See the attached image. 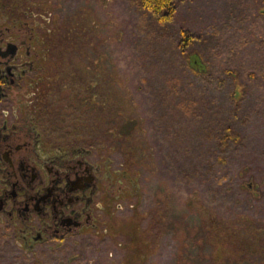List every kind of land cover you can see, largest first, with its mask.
<instances>
[{"label": "flooded vegetation", "instance_id": "af4514ba", "mask_svg": "<svg viewBox=\"0 0 264 264\" xmlns=\"http://www.w3.org/2000/svg\"><path fill=\"white\" fill-rule=\"evenodd\" d=\"M30 3L0 0V264H155L162 246L188 264L187 223L183 236L163 237L178 225L168 204L155 208L165 220L150 223L149 237L132 236L126 219L145 197L141 172L109 151L92 55L72 36L74 45L59 44L63 26ZM97 246L106 259H91Z\"/></svg>", "mask_w": 264, "mask_h": 264}, {"label": "rangeland", "instance_id": "374dc122", "mask_svg": "<svg viewBox=\"0 0 264 264\" xmlns=\"http://www.w3.org/2000/svg\"><path fill=\"white\" fill-rule=\"evenodd\" d=\"M27 1L30 3L31 0ZM258 1L262 2L178 0L177 15L166 28L151 26L150 21L140 19L130 0H44L40 4L30 3L33 7L46 8L45 12L49 10L57 27L63 26L59 44L70 45L69 36H72L76 45H71L80 52H87L88 56L92 55L88 63L92 65L93 92L97 96L94 100L101 102L102 95L107 99L108 136L111 134L112 137L109 151L120 162L133 158L141 172L139 183L145 197L144 207L138 210L144 216L142 229H147L149 208L153 210L157 206L154 203L152 207L150 201L155 196L165 197L167 194L170 219L177 220L178 225L163 237L168 240L171 231L175 236H183L179 225L187 223L188 237L192 239L188 264H264V111L257 124L244 128L246 141L243 148L231 152L227 167L217 171L216 178L221 182L213 184L202 175L193 177L190 182L179 180L174 173L176 170L169 168L154 118L148 111V98L141 89L140 59L143 57L139 54L137 41L140 39L148 48L150 45L143 41V37L158 40L167 36L169 40L183 27L204 34L217 28L229 11L250 6L253 9ZM250 12L252 17L246 27L252 34L262 37L264 20L255 17V11ZM71 24L77 27L76 33L75 29L72 32L67 29ZM74 60L84 62L80 57ZM134 127L138 129L137 135L132 132ZM126 139L136 142V150L144 158L143 166L137 161L138 152L133 157L129 154ZM185 143H189L188 137L183 138ZM249 183L255 190L252 191L254 199L248 201ZM165 242L166 239L162 245ZM96 255L105 258L99 246L91 254V259L94 260ZM171 255L172 249L162 246L153 261L155 264H175V258L169 259Z\"/></svg>", "mask_w": 264, "mask_h": 264}, {"label": "trees", "instance_id": "16d2710c", "mask_svg": "<svg viewBox=\"0 0 264 264\" xmlns=\"http://www.w3.org/2000/svg\"><path fill=\"white\" fill-rule=\"evenodd\" d=\"M130 5L140 19L159 28H166L178 12V0H130ZM252 8L229 11L217 28L204 34L183 27L169 40L167 36L158 40L143 37L148 48L137 41L143 57L141 89L149 101L148 111L169 168L176 170L175 175L183 182L199 175L213 184L221 182L217 171L227 167L231 152L243 148L244 128L257 124L264 111V34L258 37L246 27L252 17L250 11L264 20V0ZM143 48L148 49L146 53ZM137 130L134 127L132 132L137 135ZM108 137L111 140V134ZM186 137L189 143L183 144ZM127 142L129 154L133 157L138 152L143 166L136 142ZM165 198L155 196L150 204L161 210L168 204L167 194ZM252 199L250 192L248 201ZM142 202L139 209L144 207ZM155 208H149L146 230L142 229V211L137 209L126 219L131 223L127 227L132 236L149 237L150 223L165 220L163 215L154 214ZM214 222L215 218L211 219Z\"/></svg>", "mask_w": 264, "mask_h": 264}]
</instances>
